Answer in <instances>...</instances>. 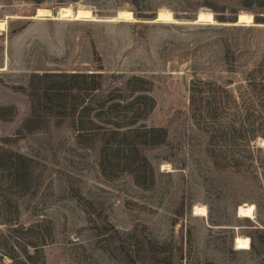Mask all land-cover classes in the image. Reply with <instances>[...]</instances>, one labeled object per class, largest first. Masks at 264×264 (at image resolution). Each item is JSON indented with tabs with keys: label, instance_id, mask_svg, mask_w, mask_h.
<instances>
[{
	"label": "rangeland",
	"instance_id": "obj_1",
	"mask_svg": "<svg viewBox=\"0 0 264 264\" xmlns=\"http://www.w3.org/2000/svg\"><path fill=\"white\" fill-rule=\"evenodd\" d=\"M0 21V264H264V0H0Z\"/></svg>",
	"mask_w": 264,
	"mask_h": 264
},
{
	"label": "bare ground",
	"instance_id": "obj_2",
	"mask_svg": "<svg viewBox=\"0 0 264 264\" xmlns=\"http://www.w3.org/2000/svg\"><path fill=\"white\" fill-rule=\"evenodd\" d=\"M37 18L41 17H53L52 12L49 9L46 8H39L37 10ZM60 19H73V20H80V19H89V20H94L93 13L90 10L86 9H78L74 10L72 8H62L59 13ZM118 18L127 20V21H135V18L132 14V12L127 11V10H122L118 13ZM175 18L173 17L172 13L167 11V10H162L159 15L158 19L156 21H175ZM239 21L240 22H245L248 25H256L254 16L252 14H241L239 16ZM198 22H208V23H214V16L210 12H202L200 13L198 20L195 21L194 23ZM6 29V21H0V30ZM194 216H202L205 217L208 215L207 208L202 206H198L195 208L193 212ZM255 215V206L254 205H244L239 208L238 211V217L239 218H253ZM235 248L237 250H249L251 249V239L248 237H237L235 239Z\"/></svg>",
	"mask_w": 264,
	"mask_h": 264
},
{
	"label": "trees",
	"instance_id": "obj_3",
	"mask_svg": "<svg viewBox=\"0 0 264 264\" xmlns=\"http://www.w3.org/2000/svg\"><path fill=\"white\" fill-rule=\"evenodd\" d=\"M90 110V109H89ZM253 230H259V229H253ZM251 248H252V250L255 252V253H257V248H256V244H255V241H254V238L253 237H251Z\"/></svg>",
	"mask_w": 264,
	"mask_h": 264
},
{
	"label": "water",
	"instance_id": "obj_4",
	"mask_svg": "<svg viewBox=\"0 0 264 264\" xmlns=\"http://www.w3.org/2000/svg\"><path fill=\"white\" fill-rule=\"evenodd\" d=\"M239 23H240V21H239ZM239 23H238V24H239Z\"/></svg>",
	"mask_w": 264,
	"mask_h": 264
}]
</instances>
